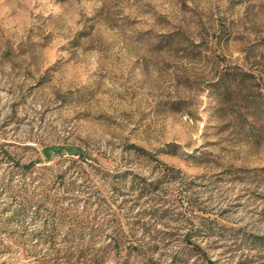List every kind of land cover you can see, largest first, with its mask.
I'll return each mask as SVG.
<instances>
[{
  "label": "rangeland",
  "instance_id": "obj_1",
  "mask_svg": "<svg viewBox=\"0 0 264 264\" xmlns=\"http://www.w3.org/2000/svg\"><path fill=\"white\" fill-rule=\"evenodd\" d=\"M117 237L264 264V0H0V264Z\"/></svg>",
  "mask_w": 264,
  "mask_h": 264
},
{
  "label": "trees",
  "instance_id": "obj_2",
  "mask_svg": "<svg viewBox=\"0 0 264 264\" xmlns=\"http://www.w3.org/2000/svg\"><path fill=\"white\" fill-rule=\"evenodd\" d=\"M57 152H62V151H67L69 154L71 155H80L81 150L77 149V148H72V147H68V148H62V147H58L55 149ZM137 150L148 157H154L153 154H151L149 151L143 149V148H137ZM155 159V158H154ZM157 160V159H155ZM36 162H31L29 164L23 165V168H30L33 165H35ZM44 237L48 238H44L45 241L48 242H52L54 243V241L50 235H45ZM49 237H51V239L49 240ZM123 243V238L122 237H117L115 238V246L114 249L116 250L119 256V264L121 262V264H128L130 259L132 257H136L139 258L141 257L140 253H137L135 255H133L132 252H127L126 254L122 255V248L121 245ZM111 243L106 245V248L111 247ZM123 251V250H122ZM99 250L95 249V241L93 238H84L83 241L81 243L78 244L77 248L75 249L74 253H69L66 255V264L68 262H70L72 259H74L75 263L74 264H99V259H100V255H99ZM74 254V257H73ZM54 264H59L58 262L54 263Z\"/></svg>",
  "mask_w": 264,
  "mask_h": 264
}]
</instances>
